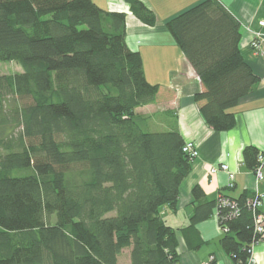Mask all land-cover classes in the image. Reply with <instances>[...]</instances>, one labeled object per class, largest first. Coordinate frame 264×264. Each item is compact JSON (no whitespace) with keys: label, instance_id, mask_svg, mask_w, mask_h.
Segmentation results:
<instances>
[{"label":"trees","instance_id":"16d2710c","mask_svg":"<svg viewBox=\"0 0 264 264\" xmlns=\"http://www.w3.org/2000/svg\"><path fill=\"white\" fill-rule=\"evenodd\" d=\"M124 2L155 25L142 1ZM165 28L202 85L194 101L205 123L232 129L229 110L258 82L240 53V22L218 0H202ZM125 37L126 14L92 0H0V62L22 69L0 75V264H118L125 249L130 264H178L176 231L161 211L175 210L192 160L178 131L136 123L158 86ZM258 153L243 149L248 169ZM191 195L197 206L184 238L216 213L228 229L221 249L246 264L259 239L252 195H221L237 202L234 218L218 197L204 201L199 186Z\"/></svg>","mask_w":264,"mask_h":264},{"label":"crops","instance_id":"0c3cea01","mask_svg":"<svg viewBox=\"0 0 264 264\" xmlns=\"http://www.w3.org/2000/svg\"><path fill=\"white\" fill-rule=\"evenodd\" d=\"M92 1L103 10L126 14V44L140 53L146 80L158 86L154 102L135 111L140 129L176 130L184 142L191 141L198 149L180 185L175 210L164 207L161 211L165 223L176 231L178 264H207L210 257L214 259L211 264H235L219 245L222 235L214 217L197 223L190 239L184 238L181 229L189 225L197 206L191 195L195 186L203 191L204 201L218 195L239 198L256 190L264 194V167L261 179L256 180L242 159L246 147L264 153V58L255 56L249 46L253 32L260 30L258 22L264 20V0H218L240 22V53L258 78L252 92L229 110L236 116V125L223 132L210 129L201 116L194 95L202 91V85L165 28L167 21L202 0H140L155 15L152 27L135 18L124 0ZM222 163L234 174L233 188L227 187L226 173H209ZM262 204L264 213V197ZM253 259L255 264H264V236L253 248Z\"/></svg>","mask_w":264,"mask_h":264},{"label":"built area","instance_id":"2783aa9c","mask_svg":"<svg viewBox=\"0 0 264 264\" xmlns=\"http://www.w3.org/2000/svg\"><path fill=\"white\" fill-rule=\"evenodd\" d=\"M258 26L260 27L259 31L253 32L252 39L249 43L250 49L252 53L257 56L264 58V20H261L258 22ZM182 152L186 154L192 161L197 158L198 156V149L195 143L188 141L185 142L182 146ZM264 167V153H258L257 155V165L255 169H253L256 180L261 179V168ZM217 172H224L226 173L228 177V188H233L234 184V174L229 171L228 165L225 163H222L220 165L214 166L210 169V174H216ZM263 197L264 194L259 191H254L252 193V197L248 198L247 203V209L251 212V216L253 219L254 224V233L259 237V239L250 245L248 249V259L246 261V264H255V260L253 259V248L255 245H257L259 242L262 241L264 236V213L262 210V203H263ZM217 203L222 208H228L231 209L232 212H230L229 218H234L238 214V208H237V202L234 200H230L228 198L222 197L221 195L217 198ZM216 212V211H215ZM214 219L216 220L220 233H227L228 229L224 228L222 229L220 226L219 218L215 213ZM223 219V218H222ZM225 220V219H224ZM213 261V257L209 258V261L207 264H210Z\"/></svg>","mask_w":264,"mask_h":264},{"label":"rangeland","instance_id":"374dc122","mask_svg":"<svg viewBox=\"0 0 264 264\" xmlns=\"http://www.w3.org/2000/svg\"><path fill=\"white\" fill-rule=\"evenodd\" d=\"M19 72H22V69L16 63L0 62V75H13ZM148 130H153V129H148ZM118 264H130L129 249L123 250L121 255L118 257Z\"/></svg>","mask_w":264,"mask_h":264}]
</instances>
